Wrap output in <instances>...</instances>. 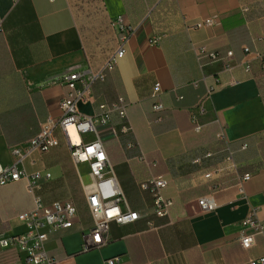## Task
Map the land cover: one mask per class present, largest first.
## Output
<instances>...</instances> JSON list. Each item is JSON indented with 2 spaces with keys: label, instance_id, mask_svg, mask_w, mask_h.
I'll return each mask as SVG.
<instances>
[{
  "label": "crops",
  "instance_id": "1",
  "mask_svg": "<svg viewBox=\"0 0 264 264\" xmlns=\"http://www.w3.org/2000/svg\"><path fill=\"white\" fill-rule=\"evenodd\" d=\"M119 15L133 27L125 53L103 81L92 84L90 100L78 101L77 109L91 114L99 102L123 96L131 131L120 133L115 116L116 137L106 126L97 129L128 206L145 212L150 205L137 184L147 175L136 159L139 152L157 162L153 173L169 180L164 194L173 205L165 217L112 221L110 241L82 250V232L93 222L82 188L89 180L87 164L74 163L56 126L58 144L19 164L27 172L51 173L37 191L45 203L70 197L77 208L71 228H45L48 253L59 264H98L113 256L119 264H245L264 255L261 235L248 249L238 241L241 232L250 231L242 220L251 212L264 219V98L254 72L244 66L257 61L254 51L264 57V0H0L1 161L14 162L11 149L23 147L49 119L58 118L68 87L57 79L87 62L98 67L117 46L119 33L108 19ZM207 19L210 24L195 26ZM100 35L111 37L113 45L94 58ZM200 44L223 58L198 61L193 47ZM156 82L164 105L159 111L151 109ZM208 85H214L210 93ZM130 141L137 145L128 148ZM225 146L237 167L205 178L215 167L227 166ZM209 151L212 155L205 156ZM238 168L250 174L241 193ZM207 193L216 207L201 212L197 198ZM32 207L23 180L0 186V237L24 232L17 216ZM25 257L24 250L0 246L2 262L28 264Z\"/></svg>",
  "mask_w": 264,
  "mask_h": 264
},
{
  "label": "built area",
  "instance_id": "2",
  "mask_svg": "<svg viewBox=\"0 0 264 264\" xmlns=\"http://www.w3.org/2000/svg\"><path fill=\"white\" fill-rule=\"evenodd\" d=\"M12 1L17 2L18 0ZM2 22L3 19L0 16V30ZM108 23L119 33L117 46L108 53L105 60L98 67H92L87 62L85 66L72 68L57 79L68 87V92L61 98L59 103L60 115L58 118L49 119L23 147L12 148L11 152L16 158L14 162L5 164L0 159V186L23 180L25 189L30 194L33 202V207L30 210L17 216V219L25 225V231L7 238L0 237L1 247H14L26 251L25 263L59 264L58 260L47 251V230L69 229L78 220L76 205L70 197L45 203L37 193L42 182L51 178L49 171L34 170L27 172L19 165L25 159L30 158L32 154L46 153L58 144V140L53 133L56 126L63 132L74 163L87 164L89 180L82 182V188L93 222L85 232H82V250L96 248L110 241L108 225L112 221L118 224H127L147 214L165 217L169 215L170 208L173 205V200L164 194V189L168 186L169 180L162 174L153 173L151 169L156 167L157 162L148 159L143 152H139L136 159L144 166L147 175L138 180L137 184L142 191L147 192L150 205L145 212L133 210L128 206L124 192L114 174L104 142L97 129L99 125L106 126L110 128L111 134L116 137V127L112 125V117L115 116L120 133L124 134L131 131L127 114L128 104L124 97L118 96L111 103L99 102L96 111L91 114L81 113L77 109L78 101L85 103L90 100L92 84L96 81H103L107 73L115 68L118 60L125 53V45L133 31V27L127 25L121 15L109 18ZM210 23L211 21L207 19L196 23L195 26L200 27L203 24ZM193 50L198 61L204 57H207L210 61L223 58L214 51L209 50L205 44L197 45L193 47ZM243 50L245 53L249 52L248 47H244ZM253 54L259 61L260 67L264 69V57L258 51H254ZM231 55L232 51H227L226 56ZM244 66L246 70H249L250 64L248 62ZM225 67L230 68L228 64H225ZM213 89L214 85H208L206 91L210 93ZM161 92L160 84L156 82L151 94V109L153 111L164 109L160 98ZM70 131H73L77 140H73ZM88 135H92L93 138H88ZM222 137V133H219L218 138L223 139ZM136 145L137 143L133 141L126 143L128 148ZM245 146L246 144H243L242 148H245ZM224 149L226 150L225 162L227 166L215 167L203 175L205 178L218 175L225 169H235L237 167L233 160L232 151L227 146ZM210 155H212L210 151L205 154V156ZM194 162L199 163L200 158H196ZM249 177V173L240 176L237 183L240 193L243 191V181L248 180ZM197 205L199 211L207 212L216 207V202L212 193H207L197 198ZM148 223L152 227V223ZM242 225L250 229L249 232H241L238 236L239 244L243 249H248L255 244L256 235H261L264 238V219H259L255 211L242 220ZM119 262V256H113L102 259L98 264H119ZM0 264L22 263L19 261H0ZM245 264H264V255L251 258Z\"/></svg>",
  "mask_w": 264,
  "mask_h": 264
},
{
  "label": "trees",
  "instance_id": "3",
  "mask_svg": "<svg viewBox=\"0 0 264 264\" xmlns=\"http://www.w3.org/2000/svg\"><path fill=\"white\" fill-rule=\"evenodd\" d=\"M250 70L254 72V77L258 86L261 87L262 96L264 98V69H262L259 65V61H255L254 63L250 64ZM238 172L243 174L245 171L243 169L238 168Z\"/></svg>",
  "mask_w": 264,
  "mask_h": 264
},
{
  "label": "rangeland",
  "instance_id": "4",
  "mask_svg": "<svg viewBox=\"0 0 264 264\" xmlns=\"http://www.w3.org/2000/svg\"><path fill=\"white\" fill-rule=\"evenodd\" d=\"M75 6H78V7H81V5H79V4H77V3H75L74 4ZM85 17H86V15H85ZM101 36V35H100ZM100 43H99V47L97 48V52L96 53H94L92 56L94 57V58H96L97 57V54H100V55H103V54H105L108 50H110L111 49V47H112V38L111 37H109V36H107V37H105V38H102V36L100 37V38H98L97 39ZM85 182H87L86 180H85Z\"/></svg>",
  "mask_w": 264,
  "mask_h": 264
},
{
  "label": "bare ground",
  "instance_id": "5",
  "mask_svg": "<svg viewBox=\"0 0 264 264\" xmlns=\"http://www.w3.org/2000/svg\"><path fill=\"white\" fill-rule=\"evenodd\" d=\"M71 132V134H72V138H73V140H77V137H76V135L73 133V131H70Z\"/></svg>",
  "mask_w": 264,
  "mask_h": 264
}]
</instances>
